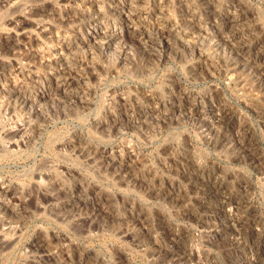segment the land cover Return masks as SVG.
<instances>
[{
  "label": "rangeland",
  "instance_id": "374dc122",
  "mask_svg": "<svg viewBox=\"0 0 264 264\" xmlns=\"http://www.w3.org/2000/svg\"><path fill=\"white\" fill-rule=\"evenodd\" d=\"M137 1L130 10L127 0H0V179L25 191L24 201L35 199L28 203V221L23 217L25 227L17 224L23 230L17 226L16 242L0 250L2 264L258 260L264 244V0ZM23 21L37 27L29 28L32 37L20 39L23 44L18 40L21 48L9 49ZM40 26L46 32H39ZM102 31L110 37L102 40ZM30 94L56 95L54 102L42 100L51 104L41 102L45 110L53 107L47 122L33 116L34 107L26 104ZM20 126L24 135L16 133ZM98 148L134 170L126 182L87 161L86 152ZM51 172L85 183L93 203L70 209L63 218L49 207L35 209L45 203L40 190ZM214 181L225 186V198L212 194ZM230 221L243 222L238 232L227 227ZM42 230L60 236L56 260L43 259L33 246Z\"/></svg>",
  "mask_w": 264,
  "mask_h": 264
},
{
  "label": "bare ground",
  "instance_id": "6f19581e",
  "mask_svg": "<svg viewBox=\"0 0 264 264\" xmlns=\"http://www.w3.org/2000/svg\"><path fill=\"white\" fill-rule=\"evenodd\" d=\"M114 1V0H113ZM123 1V0H122ZM189 1V0H188ZM237 2H238V0H236ZM76 2V1H75ZM91 2V1H90ZM89 2V3H90ZM120 2V1H119ZM118 2V3H119ZM141 2V1H140ZM177 2V1H176ZM185 2V1H184ZM78 3H80V2H78ZM82 3V2H81ZM84 3V2H83ZM86 3H87V1H86ZM93 3V2H92ZM91 3V4H92ZM117 3V2H116ZM138 3V1L137 0H127V4H128V8L130 9V10H133L134 9V7H136V5H138L137 4ZM148 3V2H147ZM183 3V2H182ZM75 4V3H74ZM97 4V3H96ZM113 4V3H112ZM121 4V3H120ZM184 4V3H183ZM211 4V3H210ZM12 5V4H11ZM93 5V4H92ZM123 5H126V3L125 4H123ZM122 5V6H123ZM141 5V4H140ZM241 5V4H240ZM82 6V5H81ZM84 6H85V4H84ZM87 6V5H86ZM91 6V5H90ZM94 6H96V5H94ZM176 6V5H175ZM43 7V6H42ZM47 7V6H46ZM53 7V6H52ZM67 7V6H66ZM124 7V6H123ZM127 7V6H126ZM151 7V6H150ZM243 7V6H242ZM40 8V7H39ZM50 8V7H49ZM48 8V9H49ZM60 8V7H59ZM93 8H98V6L97 7H93ZM93 8H91V9H93ZM125 8V7H124ZM127 8V9H128ZM137 8H138V6H137ZM42 9V8H41ZM52 8H50L49 10H51ZM54 9V8H53ZM57 9H58V7H57ZM70 9H71V7H70ZM121 9V8H120ZM139 9V8H138ZM47 10V9H46ZM48 10V11H49ZM193 10V9H192ZM31 11V10H30ZM55 11H56V9H55ZM79 11V10H78ZM82 11V10H81ZM97 11H99V9H97ZM146 11V10H145ZM159 11V10H158ZM181 11V10H180ZM215 11V10H214ZM45 12V11H44ZM47 12V11H46ZM63 12V11H62ZM85 12V11H84ZM87 12V11H86ZM89 12H90V10H89ZM93 12V11H92ZM143 12H144V10H143ZM50 13V12H49ZM54 13V12H53ZM80 13H82V12H80ZM99 13H100V11H99ZM120 13V12H119ZM122 13H124L123 11H122ZM130 13H131V11H130ZM167 13V12H166ZM26 14V13H25ZM40 14V13H39ZM45 14V13H44ZM86 14V13H85ZM92 14V13H91ZM94 14V13H93ZM92 14V15H93ZM121 14V13H120ZM140 14V13H139ZM27 15V14H26ZM30 15V14H29ZM54 15V14H53ZM82 15H84V14H81V16ZM195 15V14H194ZM35 16V15H34ZM57 16H58V13H57ZM61 16V15H60ZM60 16H58L57 17V19L60 17ZM71 16V15H70ZM96 16V15H95ZM100 16V15H99ZM98 16V17H99ZM124 16V15H123ZM191 16V15H190ZM20 17V16H19ZM18 17V18H19ZM49 17V16H48ZM75 17V16H74ZM85 18H86V16H84ZM83 17V18H84ZM91 17H93V16H91ZM50 18V17H49ZM69 18V17H68ZM73 18V17H72ZM89 18V17H88ZM95 18V17H94ZM235 18V17H234ZM13 19V18H12ZM12 19H11V21H12ZM26 19V18H25ZM60 19V18H59ZM71 19V18H70ZM78 18H76V19H74V20H77ZM99 19V18H98ZM230 19H231V17H230ZM236 19V18H235ZM56 20V19H55ZM64 20V19H63ZM63 20H61L62 22H63ZM79 20V19H78ZM80 20H82V19H80ZM86 20V19H85ZM84 20V21H85ZM101 20V19H100ZM226 20H228V19H226ZM26 21V20H25ZM43 21V20H42ZM65 21V20H64ZM68 21V20H67ZM70 21V20H69ZM127 21H129L128 19H127ZM198 21V20H197ZM13 22V21H12ZM36 22H38V21H36ZM39 22H41V21H39ZM53 22V21H52ZM61 22V23H62ZM71 22V21H70ZM76 22V21H75ZM78 22V21H77ZM89 22H93V19L92 18H89ZM103 22V21H102ZM233 22V21H232ZM14 23H16L15 21H14ZM18 23V22H17ZM21 23V22H20ZM41 23H43V22H41ZM65 23H66V21H65ZM74 23V22H73ZM94 23V22H93ZM92 23V24H93ZM97 23V22H96ZM100 23V22H99ZM234 23V22H233ZM232 23V24H233ZM37 24V23H36ZM69 24V23H68ZM172 24V23H171ZM230 24V23H229ZM12 25H14V24H12ZM17 25H19V24H16V26ZM44 25H45V23H44ZM66 25H67V23H66ZM70 25H71V23H70ZM80 25V24H79ZM85 25H87V24H85ZM94 25V24H93ZM99 25V24H98ZM39 26V25H38ZM53 26H55V25H53ZM57 26V25H56ZM69 26V25H68ZM67 26V27H68ZM92 26V25H91ZM235 26V25H234ZM13 27V26H12ZM15 27V26H14ZM30 27H33V28H35V27H37V26H35L34 24H30V23H28L27 22V24L26 23H24V21H23V23L21 24V26H19V28H17L18 30H17V32L15 33V36L14 37H12V38H14L15 39V41H13L12 42V44H10V43H8V44H10V46H9V49H14L15 48V46H17V45H20V44H17V42H18V40H20V39H24V40H27V38L29 39L30 37H32V31L31 30H29V28ZM48 28H49V26H47ZM61 27V26H60ZM75 27V26H74ZM93 27V26H92ZM100 27V26H99ZM98 27V28H99ZM230 27V26H229ZM232 27V26H231ZM230 27V28H231ZM97 28V27H96ZM103 28H105L104 26H103ZM173 28V27H172ZM171 28V29H172ZM15 29V28H14ZM141 29V28H140ZM232 29V28H231ZM35 30H37V29H35ZM38 30H39V32H44L45 30H47L45 27H43V26H40L39 28H38ZM37 30V31H38ZM53 30V29H52ZM58 30V29H57ZM236 30V29H235ZM48 31H49V29H48ZM50 31H51V29H50ZM62 31V30H61ZM100 31V30H99ZM46 32V31H45ZM57 32V31H56ZM95 32V31H94ZM135 32V31H134ZM169 32V31H168ZM13 33V32H12ZM51 33V32H50ZM53 33H54V31H53ZM64 33V32H63ZM106 33V34H105ZM109 33V32H108ZM112 33V32H111ZM116 33V32H115ZM164 33V32H163ZM11 34V33H10ZM39 34V33H38ZM46 34H48V33H46ZM45 34V35H46ZM76 34V33H75ZM97 34V33H96ZM100 35L98 36V37H100L102 40H104V39H106V38H108V37H110V35L108 36L107 35V31H105V32H101V33H99ZM166 34V33H165ZM3 35H4V37H8L7 36V34H6V36H5V34L3 33ZM41 35V34H40ZM107 35V36H106ZM118 35V36H117ZM11 36V35H10ZM55 36H57V35H55ZM66 36V35H65ZM79 36H81V35H79ZM90 36V35H89ZM92 36H93V34H92ZM169 36V35H168ZM172 36H174L173 34H172ZM171 36V37H172ZM34 37V36H33ZM41 37V36H40ZM47 37V36H46ZM45 37V38H46ZM78 37V36H77ZM112 37V36H111ZM118 37V39H120V40H122L123 39V36H122V33L120 34H116V38ZM151 37V36H150ZM154 37V36H153ZM162 37V36H161ZM191 37V36H190ZM37 38V37H36ZM44 38V37H43ZM49 38V37H48ZM82 38V37H81ZM115 38V37H114ZM157 38V37H156ZM166 38V37H165ZM4 39V38H3ZM6 39V38H5ZM33 39V38H32ZM90 39L92 40L93 38H91L90 37ZM95 39V38H94ZM125 39V38H124ZM160 39V38H159ZM247 39V38H246ZM8 40H10V38L8 39ZM34 40V39H33ZM33 40H32V42H33ZM38 40V39H37ZM64 40V39H63ZM84 40V39H83ZM98 40V39H97ZM117 40V39H116ZM155 40V39H154ZM158 40V39H157ZM167 40V39H166ZM169 40V39H168ZM176 40V39H175ZM206 40V39H205ZM5 41V40H4ZM12 41V40H11ZM21 41V40H20ZM78 41H80V43H81V40H79L78 39ZM101 41V40H100ZM115 41V39L113 40V42ZM149 41V40H148ZM161 41V40H160ZM159 41V42H160ZM164 41V40H163ZM250 41V40H249ZM5 42H8V41H5ZM23 42V40L21 41V43ZM29 42V41H28ZM31 42V41H30ZM62 42V41H61ZM86 42V41H85ZM84 42V43H85ZM107 42V41H106ZM109 42V41H108ZM122 42V41H121ZM151 42H152V44L153 43H155L154 41H152L151 40ZM168 42V41H167ZM178 42V41H177ZM187 41H185V43H186ZM70 43H72V42H70ZM83 43V42H82ZM100 43V42H99ZM102 43V42H101ZM142 43V42H141ZM170 43V42H169ZM181 43V42H180ZM226 43V42H225ZM2 44V43H1ZM6 44V43H5ZM8 44H7V46H8ZM23 44V43H22ZM106 44V43H105ZM173 44V43H172ZM183 44V43H182ZM181 44V45H182ZM4 45V44H3ZM2 45V46H3ZM25 45V44H24ZM64 45H66V44H64ZM82 45H84V44H82ZM87 45V44H86ZM99 45V44H98ZM101 45V44H100ZM108 45V44H107ZM119 45V44H118ZM121 45V44H120ZM124 45V44H123ZM159 45V44H158ZM185 45V44H184ZM6 46V47H7ZM71 46V45H70ZM69 46V47H70ZM109 46V45H108ZM154 46V45H153ZM157 46V45H156ZM161 46H163V45H161ZM169 46V45H168ZM167 46V47H168ZM172 46V45H171ZM231 46V45H230ZM20 46H17V48H19ZM25 47V46H24ZM65 47V46H64ZM83 47V46H82ZM86 47V46H85ZM100 47V46H99ZM110 47V46H109ZM159 47V46H158ZM166 47V48H167ZM170 47V46H169ZM187 47V46H186ZM17 48H15V51H16V49ZM21 48V47H20ZM23 48V47H22ZM44 48V47H43ZM154 48V47H153ZM171 49H172V47H170ZM72 49V48H71ZM75 49H77V48H75ZM156 49V48H155ZM6 50V49H5ZM20 50V49H19ZM66 50L68 51V49L66 48ZM65 50V51H66ZM74 50V49H73ZM85 50V49H84ZM169 50V49H168ZM178 50V49H177ZM198 50V49H197ZM201 50V49H200ZM242 50V49H241ZM245 50V49H244ZM7 51V50H6ZM14 51V52H15ZM79 51V50H78ZM87 51V50H86ZM221 51V50H220ZM9 52V51H8ZM71 52V51H70ZM83 52V51H82ZM152 52V51H151ZM151 52H150V54H151ZM203 52V51H202ZM218 52V51H217ZM10 54H11V52H9ZM31 53V52H30ZM62 53V52H61ZM73 54H74V52H72ZM88 53H90V52H88ZM174 53V52H173ZM160 54H161V52H160ZM200 54V53H199ZM12 55V54H11ZM15 55V54H14ZM29 55V54H28ZM60 55V54H59ZM63 55V54H62ZM84 55V54H83ZM107 55V54H106ZM180 55V54H179ZM238 55V54H237ZM1 56V55H0ZM35 56V55H34ZM68 56V55H67ZM72 56H74V55H72ZM224 56V55H223ZM62 57V56H61ZM64 57V56H63ZM94 57V56H93ZM69 58V57H68ZM68 58H66V56L63 58V60L62 61H64L65 60V66L67 67V70L69 71H73L71 68H72V66H70V59H68ZM130 58V57H129ZM198 58V57H197ZM61 59V58H60ZM73 58H71V60H72ZM215 59V58H214ZM39 60V59H38ZM91 60V59H90ZM56 61V60H55ZM81 61V60H80ZM30 62V61H29ZM58 62V61H57ZM111 62V61H110ZM135 62V61H134ZM3 63V62H2ZM42 63V62H41ZM245 63V62H244ZM11 64V63H10ZM9 64V65H10ZM60 64V63H59ZM112 64V63H111ZM210 64V63H209ZM234 64V63H233ZM238 64H239V62H238ZM241 64V63H240ZM1 65V64H0ZM6 65V64H5ZM16 65V64H15ZM251 65V64H250ZM17 66V65H16ZM21 66V65H20ZM86 66H88V65H86ZM97 66V65H96ZM197 66V65H196ZM208 66V65H207ZM2 67H3V65H2ZM64 67V66H63ZM84 67H85V65H84ZM127 67V66H126ZM211 67V66H210ZM232 67V66H231ZM242 67V66H241ZM241 67H239V66H237V64H234V69L235 70H237V69H241ZM30 68V67H29ZM65 68V67H64ZM99 68V67H98ZM206 68V67H205ZM66 69V68H65ZM127 69V68H126ZM1 70H3V69H1ZM92 70V69H91ZM118 70V69H117ZM122 70V69H121ZM211 70V69H210ZM254 70V69H253ZM63 71H65V70H63ZM67 71V73H69ZM102 71V70H101ZM114 71V70H113ZM248 71V70H247ZM116 72V71H115ZM229 72H231V71H229ZM232 72H233V70H232ZM73 73V72H72ZM93 73V72H92ZM148 73V72H147ZM216 73H218V72H216ZM236 73H237V71H236ZM239 73V72H238ZM27 74V73H26ZM65 74V73H64ZM74 74V73H73ZM76 74V73H75ZM74 74V75H75ZM80 74V73H79ZM255 74V73H254ZM62 75V74H61ZM66 75H68V74H66ZM70 75V74H69ZM98 75V74H97ZM212 75V74H211ZM48 76H49V74H48ZM65 76V75H64ZM73 76V75H72ZM67 77V76H66ZM234 77V76H233ZM10 78V77H9ZM59 78V77H58ZM57 78V79H58ZM70 78V77H69ZM96 79H97V76L95 77ZM94 78V79H95ZM99 78H101V77H99ZM13 79V78H12ZM71 79V78H70ZM83 79V78H82ZM232 79V78H231ZM230 80V79H229ZM59 81V80H58ZM61 81V80H60ZM59 81V82H60ZM72 81H74V80H72ZM56 82V81H55ZM66 82H67V80H66ZM77 82V81H76ZM73 83V82H72ZM84 83V82H83ZM60 84V83H59ZM68 84V83H67ZM67 84H66V86H67ZM260 84V83H259ZM35 85V84H34ZM37 85V84H36ZM76 85V84H75ZM237 85H238V83H237ZM62 86H63V84H62ZM72 86V85H71ZM81 86V85H80ZM83 86V85H82ZM15 87V86H14ZM18 87H21V86H18ZM68 87H70V86H68ZM86 87V86H85ZM5 88V87H4ZM13 88V87H12ZM92 88V87H91ZM13 89H15V88H13ZM24 89V88H23ZM66 89V88H65ZM68 89V88H67ZM70 89V88H69ZM125 89V88H124ZM16 90L20 93V94H23L24 92H23V90H22V88H16ZM75 90H76V88H75ZM240 90V89H239ZM68 91V90H67ZM244 91V90H243ZM62 92V91H61ZM29 93V92H28ZM69 93V92H68ZM76 93V92H75ZM20 94H19V96H20ZM62 94H64V92L62 93ZM94 94V93H93ZM15 95V94H14ZM27 95V94H26ZM31 95V94H30ZM47 95V94H46ZM77 95V94H76ZM4 96V95H3ZM16 96H17V94H16ZM56 96V95H55ZM53 97V95H48V96H46V97H40V98H33V96L31 95V96H29V97H27V103L26 104H28L27 106L28 107H31V105L34 107V112H33V116L34 117H36V118H38V120L40 121V122H44V121H46V120H48V119H50V114H49V112L47 111L49 108H53V107H51V105H50V107L47 109V110H45L43 107H42V104H41V102H43L42 100H47L46 98H48V100H50V101H52V102H54L53 100H54V98L56 99V97ZM64 96V95H63ZM108 96V95H107ZM1 97V96H0ZM37 97V96H36ZM67 97L69 98V99H71V97L70 96H68V94H67ZM85 97V99H86V96H84ZM18 98V97H17ZM23 98H25V97H23ZM65 98V97H64ZM118 98V97H117ZM2 99V98H1ZM12 99V98H11ZM73 99H74V96H73ZM73 99H71V100H73ZM80 99H81V97H80ZM83 99V98H82ZM19 100H20V98H19ZM63 100V99H62ZM75 100V99H74ZM121 100H122V102L123 103H125V105L127 104V101H126V99L124 98V97H122L121 98ZM68 101H70V100H68ZM81 101V100H80ZM79 101V102H80ZM19 102V101H18ZM57 101H55V103H56ZM61 102H63V101H61ZM65 102V101H64ZM78 102V101H77ZM83 103H85L86 102V100L85 101H82ZM81 102V103H82ZM20 103V102H19ZM44 104H46V103H50V102H43ZM58 103H60V102H58ZM71 103V102H70ZM88 103H89V101H88ZM122 103V104H123ZM1 104V103H0ZM11 104H13V102L11 103ZM15 104V103H14ZM51 104V103H50ZM62 104V103H61ZM66 104V103H65ZM80 104V103H79ZM85 104H87V103H85ZM10 105V104H9ZM21 105H22V103H21ZM55 105V104H54ZM57 105H59V104H57ZM56 105V106H57ZM74 105V104H73ZM72 105V106H73ZM124 105V104H123ZM26 106V107H27ZM49 106V105H48ZM55 106V107H56ZM66 106H67V104H66ZM69 106V105H68ZM114 106H115V104H114ZM127 106H129V105H127ZM126 106V107H127ZM224 106V105H223ZM63 109H64V107H63V105L61 106ZM70 107V106H69ZM82 107V106H81ZM14 108V107H13ZM12 108V110H14ZM17 108V107H16ZM25 108V107H24ZM61 108V109H62ZM68 108V107H67ZM122 108V107H121ZM2 109V108H1ZM18 109V108H17ZM56 109H58V108H56ZM59 109H60V107H59ZM58 109V110H59ZM60 109V110H61ZM83 109V108H82ZM173 109V108H172ZM176 109V108H175ZM186 109V108H185ZM19 110H20V108H19ZM31 109H28V111H30ZM51 109H49V111H50ZM53 110V109H52ZM200 110V109H199ZM6 112V111H5ZM53 112V111H52ZM62 112V111H61ZM132 112V111H131ZM54 113V112H53ZM58 113V112H57ZM64 113V112H63ZM110 113V112H109ZM200 113V112H199ZM73 114V113H72ZM70 115V114H69ZM199 115V114H198ZM72 116V115H71ZM58 117V116H57ZM116 117V116H115ZM190 117V116H189ZM146 118V117H145ZM169 118V117H168ZM181 118V117H180ZM224 118V117H223ZM30 119V118H29ZM66 119V118H65ZM148 119V118H147ZM200 119V118H199ZM218 119V118H217ZM131 120V119H130ZM47 122V121H46ZM49 122V121H48ZM53 122V121H52ZM26 123H28V122H26ZM30 123V122H29ZM131 123V122H130ZM156 123V122H155ZM175 123H178V122H175ZM15 124V123H14ZM21 124H23V123H21ZM37 124V123H36ZM120 124V123H119ZM240 124V123H239ZM16 125V124H15ZM27 125V124H26ZM29 125H31V123L29 124ZM39 125V124H38ZM127 125V124H126ZM116 126V125H115ZM141 126V125H140ZM140 126H138V127H140ZM147 126V125H146ZM3 127V126H2ZM19 127V126H18ZM21 127V126H20ZM31 127V126H30ZM29 127V128H30ZM36 127H39V126H36ZM107 127V126H106ZM28 128V129H29ZM101 128V127H100ZM118 128V127H117ZM122 128V127H121ZM25 129V128H24ZM140 129V128H139ZM31 130H34L35 131V129H34V127L31 129ZM204 130H206V129H204ZM11 131H13V130H11ZM16 133H18V134H22V135H24L23 133H24V130L22 129V127L21 128H16ZM26 131V130H25ZM36 131H38V130H36ZM40 132V131H39ZM142 132V131H141ZM10 133V132H9ZM9 133H7V134H9ZM27 133V132H26ZM34 133V132H33ZM37 133V135H38V132H36ZM107 133V132H106ZM115 133V132H114ZM151 133V132H150ZM28 134V133H27ZM213 134V133H212ZM217 134V133H216ZM238 134V133H237ZM32 135V134H31ZM20 136V135H19ZM80 136V135H79ZM219 136V135H218ZM27 137V136H26ZM29 137H30V134H29ZM34 137L35 136H31V138H28V141H30V143H32V141L34 140ZM82 137V136H81ZM208 137V136H207ZM15 138V137H14ZM38 138V137H37ZM55 140V139H54ZM68 140V139H67ZM230 140V139H229ZM27 141V142H28ZM71 141V140H70ZM180 141V140H179ZM4 142V141H3ZM13 142V141H12ZM23 142V141H22ZM25 142V141H24ZM23 142V143H24ZM208 142V141H207ZM29 143V142H28ZM29 143V144H30ZM69 143V142H68ZM12 144V143H11ZM34 144V143H33ZM70 145H74V143H73V141H72V143L70 142L69 143ZM230 144V143H229ZM1 145V144H0ZM16 145V144H15ZM81 145V144H80ZM80 145H79V148H80ZM236 145V144H235ZM252 145V144H251ZM228 146V145H227ZM22 147V146H21ZM70 147V146H69ZM74 147V146H73ZM82 147V146H81ZM105 147V146H104ZM112 147V146H111ZM220 147V146H219ZM225 147V146H224ZM78 148V147H77ZM250 148V147H249ZM5 149H6V146H5ZM74 149V148H73ZM85 148H83V150H84ZM95 149V148H94ZM118 149V148H117ZM79 150V149H78ZM77 150V151H78ZM89 150V149H88ZM166 150V149H165ZM251 150H252V152H254L253 151V149L251 148ZM5 151V150H4ZM69 151V150H68ZM82 151V150H81ZM169 151V150H168ZM76 152V151H75ZM79 152V151H78ZM77 152V153H78ZM83 152H86V151H83ZM249 152V151H248ZM173 153V152H172ZM251 153V152H250ZM255 153V152H254ZM67 154V153H66ZM86 154L87 155H85V157L87 158V161L96 169V170H100L101 172H104V173H109V172H112L113 173V175H117V179H118V177L119 178H121V181H125L126 182V180H127V176H128V171L130 170L129 169V166H127V164L126 165H124V164H121L120 163V161H119V159L117 158V157H113V156H111V152L110 151H108V149L107 148H101V149H99L98 148V150L96 149L95 151H92V152H90V150L88 151V152H86ZM72 155V154H71ZM83 155V156H84ZM113 155V154H112ZM242 155V154H241ZM251 155V154H250ZM253 156V155H252ZM78 158H79V156H77ZM137 157V156H136ZM259 158V157H258ZM75 160V159H74ZM256 160H258V159H256ZM260 160V159H259ZM44 161V160H43ZM48 161V160H47ZM76 161V160H75ZM79 161V160H78ZM129 161V160H128ZM50 162V161H49ZM48 162V163H49ZM80 162V161H79ZM142 162V161H141ZM259 162V161H258ZM261 162H262V160H261ZM261 162H259V163H261ZM45 163V162H44ZM128 164H129V162H128ZM45 165V164H44ZM57 165V164H56ZM42 166V165H41ZM49 166V165H48ZM91 167V166H90ZM131 167V166H130ZM152 167V166H151ZM46 168V167H45ZM49 168V167H48ZM51 168V167H50ZM62 168V167H61ZM92 168V167H91ZM90 168V169H91ZM133 168V167H132ZM201 168V167H200ZM68 169V168H67ZM134 171V170H133ZM132 171V172H133ZM74 172V171H73ZM131 172V170H130V173H132ZM176 172V171H175ZM75 174H76V172H74ZM111 173V174H112ZM67 174V173H66ZM111 174H109V175H111ZM40 175V174H39ZM48 176V186H46V188H44V187H41V188H43V189H41L40 190V194H41V197L42 198H44V200H45V203L43 202V204H39L38 205V207H35V209H37V208H40V209H46V208H48L49 207V212L51 213V214H54V216L55 215H58V217H62L63 218V215L64 216H66L68 213H69V210L70 209H73V208H76L75 210H77L78 208H80L81 206H85V208H86V205L88 206V205H90V204H92L93 203V201L91 200V198H90V193L91 192H89L90 191V189H89V187H87L86 186V184L85 183H83L82 181H79V180H76V179H74V180H72V181H69L67 178L65 179L64 177H62L60 174H58L57 172H51V174L49 175H47ZM47 176H45V177H47ZM100 176V175H99ZM130 176H133V175H130ZM42 177H44L43 176V174H42ZM150 177V176H149ZM216 177V176H215ZM38 178V177H37ZM103 178V177H102ZM108 178V177H107ZM47 179V178H46ZM104 179V178H103ZM41 180H43V179H39V181H41ZM106 180V179H105ZM134 180V179H133ZM159 180V179H158ZM47 181V180H46ZM107 181V180H106ZM135 181V180H134ZM218 181V180H217ZM215 182V181H214ZM40 183V182H39ZM132 183V182H131ZM9 184V183H8ZM8 184H6V183H3V182H1V179H0V250H2L7 244L9 245L10 243H12V242H16V239L18 238L17 236V234L19 233L20 234V230H19V228H21V226L19 227L17 224H21V221L23 220V217L24 216H26V215H28V203H29V206L31 205L30 204V201L32 200L33 201V199L34 198H31L30 199V201L28 202V200H23V199H21L20 198V196H23V194H24V192L22 193V190H21V188H19V187H17V185H14V187L12 186V185H8ZM26 184V183H25ZM37 184V183H36ZM141 184V183H140ZM246 185V184H245ZM12 186V187H11ZM38 186V184L36 185V187ZM132 186V185H131ZM153 186V185H152ZM211 186H213V192H212V194H214V195H220V197H224L225 198V192H226V188H225V186L221 183V182H215V184L214 185H211ZM144 187V186H143ZM155 187V186H154ZM34 188H35V186H34ZM141 188V187H140ZM140 188H139V190H140ZM152 188V187H151ZM37 189H39V186H38V188ZM212 189V188H211ZM210 189V190H211ZM143 190V189H142ZM147 190V189H146ZM153 190V189H152ZM157 191V190H156ZM212 191V190H211ZM27 192V191H26ZM34 192V191H33ZM33 192H31L30 194H32ZM36 192H38V191H36ZM155 192V191H154ZM210 192V191H209ZM22 193V195H20ZM29 193V192H28ZM27 193V194H28ZM39 193V192H38ZM244 193V192H243ZM26 194V193H25ZM24 194V197L26 198V195ZM39 194V195H40ZM93 194V193H92ZM91 194V195H92ZM227 194V193H226ZM150 195V194H149ZM28 197V196H27ZM37 197H39L38 195H37ZM37 197H35V198H37ZM158 197V196H157ZM216 197V196H215ZM172 198V197H171ZM21 199V200H20ZM132 199V198H131ZM35 200V199H34ZM37 200H39V199H37ZM36 200V202L38 203V201ZM42 200V199H41ZM40 200V201H41ZM130 200V199H129ZM172 201V200H171ZM34 203V202H33ZM108 203V202H107ZM181 203V202H180ZM34 204H36V203H34ZM102 204V203H101ZM103 205V204H102ZM33 206V205H32ZM93 206V205H92ZM106 207V206H105ZM104 207V208H105ZM162 207V206H161ZM99 208H101V207H97L96 208V212H98V213H100V212H102L103 211V209H99ZM81 209V208H80ZM32 210V209H31ZM48 210L46 209V211L48 212ZM34 211V210H33ZM32 211V212H33ZM45 211V212H46ZM94 211V210H93ZM78 212L80 213V210H78ZM84 212V211H83ZM86 212V211H85ZM91 212V211H90ZM82 213V212H81ZM30 214V213H29ZM72 214H74V213H72ZM76 216V215H75ZM79 216H81V215H79ZM95 216V215H94ZM94 216H93V218H94ZM132 216V215H131ZM137 216V215H136ZM55 217H57V216H55ZM71 217V216H70ZM77 217V216H76ZM24 218H26L27 219V216L26 217H24ZM28 218H29V216H28ZM96 218V217H95ZM94 218V219H95ZM228 218V217H227ZM65 219V218H64ZM71 219V218H70ZM99 219V218H98ZM47 220V219H46ZM61 220V219H60ZM84 220V219H83ZM89 220H91V219H89ZM24 221V220H23ZM23 221H22V223H23ZM26 221V220H25ZM27 221H28V219H27ZM26 221V222H27ZM45 221V220H44ZM70 221V220H69ZM80 221V220H79ZM77 222V221H76ZM112 222V221H111ZM50 223V222H49ZM104 223V222H103ZM142 223V222H141ZM229 223H231V224H229ZM228 223V228L229 229H231V230H234V231H236V232H238L239 231V229H238V227L239 226H241L242 224H243V222H239V223H237V225L236 224H234L232 221H230ZM78 224V223H77ZM85 224V223H84ZM23 225H24V223H23ZM100 225V224H99ZM227 225V224H226ZM19 228H18V227ZM76 226V225H75ZM111 226V225H110ZM141 226V225H140ZM144 226V225H143ZM23 227H25V225L24 226H22V228ZM41 227V226H40ZM78 227V226H77ZM125 227V226H124ZM142 227V226H141ZM21 228V229H22ZM131 228H133V227H131ZM164 228V227H163ZM50 229V228H49ZM23 230V229H22ZM25 230V229H24ZM54 230V229H53ZM52 230V231H53ZM113 230V229H112ZM131 229H128V231H130ZM40 231V230H39ZM42 231H44V230H42ZM40 232L39 234H38V236H37V238L34 240V242H33V246L35 247V249H36V251L37 250H39V251H37V254H38V252L40 253V254H42L41 256H43V259L45 258V260L47 259H54V260H56L57 259V257H58V253H59V250H60V244H59V242H60V236H58L54 231V233L52 232H46V231H44V232ZM147 231V230H146ZM25 232V231H24ZM121 232V231H120ZM217 232V231H216ZM233 232V231H232ZM35 234V233H34ZM131 234H133L132 232H131ZM131 234H130V236H131ZM135 234V233H134ZM133 234V235H134ZM231 234V233H230ZM238 234V233H237ZM37 235V234H36ZM136 235V234H135ZM139 235V234H138ZM22 236V235H21ZM19 237H20V235H19ZM135 237H137V236H135ZM64 238V237H63ZM124 238H126V237H124ZM131 238V237H130ZM177 239V238H176ZM260 239V238H259ZM137 240V239H136ZM150 240H151V237H150ZM13 244V243H12ZM12 244H10V245H12ZM16 244H18V243H16ZM66 244V243H65ZM72 244V243H71ZM212 244H213V242H212ZM235 244V243H234ZM7 245V246H8ZM141 246H143V245H141ZM263 247H261L260 248V251H261V253L259 254V257H257L256 259H258L257 261L255 260V261H252V262H250V261H248V260H246V259H244L245 261H243V264H261V263H264V244L262 245ZM31 247H32V245H31ZM8 248H10V246H8ZM142 248V247H141ZM31 249V248H30ZM63 249H65V248H63ZM6 250H7V248H6ZM32 250H34V249H32ZM86 250V249H85ZM12 251V250H11ZM27 251V250H26ZM35 251V252H36ZM254 251V250H253ZM183 252V251H182ZM0 253H1V251H0ZM11 253V252H10ZM28 253H29V251H28ZM34 253V252H33ZM2 254V253H1ZM9 254V253H8ZM36 254V253H35ZM93 255V254H92ZM9 256V255H8ZM37 256V255H36ZM40 256V257H41ZM91 256V255H90ZM151 256V255H150ZM156 256V255H155ZM158 256V255H157ZM156 256V257H157ZM179 256V255H178ZM246 256V255H245ZM4 257V256H3ZM34 257V256H33ZM62 258V257H61ZM68 258V257H67ZM255 258V257H254ZM8 259V258H7ZM35 259V258H34ZM42 259V258H41ZM39 260V259H38ZM4 261V260H3ZM27 261V260H26ZM40 261V260H39ZM52 261V260H51ZM240 261V260H239ZM241 261V262H242ZM23 262V261H22ZM41 262V261H40ZM44 262V261H43ZM57 262V261H56ZM160 262H162V261H160ZM167 262V261H166ZM1 263V262H0ZM55 263V262H54ZM2 264V263H1ZM45 264H47V263H45Z\"/></svg>",
  "mask_w": 264,
  "mask_h": 264
}]
</instances>
